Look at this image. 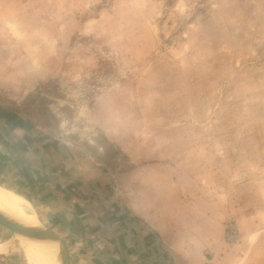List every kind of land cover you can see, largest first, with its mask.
Returning <instances> with one entry per match:
<instances>
[{
  "label": "rangeland",
  "instance_id": "obj_1",
  "mask_svg": "<svg viewBox=\"0 0 264 264\" xmlns=\"http://www.w3.org/2000/svg\"><path fill=\"white\" fill-rule=\"evenodd\" d=\"M0 186L75 264H264V0H0Z\"/></svg>",
  "mask_w": 264,
  "mask_h": 264
},
{
  "label": "bare ground",
  "instance_id": "obj_2",
  "mask_svg": "<svg viewBox=\"0 0 264 264\" xmlns=\"http://www.w3.org/2000/svg\"><path fill=\"white\" fill-rule=\"evenodd\" d=\"M0 212L10 223L22 230L44 232V224L38 219L37 214L27 206V202L15 192L1 186ZM20 242L23 254L30 264H55V262L63 264L58 244L37 243L22 237ZM5 248L0 244V251Z\"/></svg>",
  "mask_w": 264,
  "mask_h": 264
},
{
  "label": "water",
  "instance_id": "obj_3",
  "mask_svg": "<svg viewBox=\"0 0 264 264\" xmlns=\"http://www.w3.org/2000/svg\"><path fill=\"white\" fill-rule=\"evenodd\" d=\"M0 224L11 230L14 234L19 237L25 238L32 242L37 243H56L59 246L61 260L63 264H75L71 257L68 254L67 246L65 242L53 234L51 231L44 229V232H36L30 230H22L15 226L14 224L10 223L0 212ZM165 264V263H164Z\"/></svg>",
  "mask_w": 264,
  "mask_h": 264
},
{
  "label": "crops",
  "instance_id": "obj_4",
  "mask_svg": "<svg viewBox=\"0 0 264 264\" xmlns=\"http://www.w3.org/2000/svg\"><path fill=\"white\" fill-rule=\"evenodd\" d=\"M3 138H4V140H3ZM1 141H5V134H4V132L3 131H1ZM84 205V207H85V209L87 210V209H89L90 208V206L88 205V204H83ZM130 211V210H129ZM129 215L131 216V217H133V214L130 212L129 213ZM132 218L130 219V222H132ZM90 221H92V220H90ZM146 222H147V220H145ZM83 223L84 222H82V225H83ZM143 223H145V222H143ZM102 225V224H101ZM144 226V225H143ZM87 226L85 227V226H83V228L81 227V234H82V237L85 239V237L87 236L86 235V233L85 232H87ZM113 228L115 229V230H113V232H115L116 234H117V236H119V235H121V233H123V234H126L127 232H128V227L126 226V227H120V226H113ZM90 229V228H89ZM123 230V231H122ZM143 230H144V228H143ZM145 232H148V228H147V226L145 225ZM120 238V237H119ZM117 239H118V237H117ZM117 242H115V245H117V249L119 248V249H121L122 247H121V245H122V243H123V241H121V240H116ZM100 242H98V244H99ZM124 244H126L127 245V243H126V241H124ZM104 244H99V246L101 247V246H103ZM98 247V246H97ZM127 247H129L130 248V246L129 245H127ZM122 256V255H121ZM104 257H106V258H104V259H106V261H107V255H105ZM111 261V264L113 263L114 264V262H113V260H110ZM144 264H148L147 263V261L146 262H144Z\"/></svg>",
  "mask_w": 264,
  "mask_h": 264
}]
</instances>
